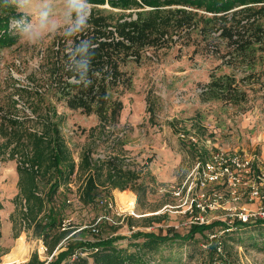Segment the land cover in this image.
Masks as SVG:
<instances>
[{
    "label": "rangeland",
    "instance_id": "rangeland-1",
    "mask_svg": "<svg viewBox=\"0 0 264 264\" xmlns=\"http://www.w3.org/2000/svg\"><path fill=\"white\" fill-rule=\"evenodd\" d=\"M91 5L112 15L113 21L129 18V12L135 18L141 10L111 8L107 2ZM161 8L171 10L160 15L163 24L179 16L174 10L179 8L192 11V22L182 28L164 27V39L137 54H119L116 82L106 68L90 75L106 84L105 120L94 103L90 111L70 104L76 88L70 87L73 73L64 68L67 44L62 35L35 47L10 31L15 41L0 43V264L23 263L33 253L47 262L75 239L109 237L118 247L134 250L129 243L144 240H134L138 231L163 235L172 229L185 234L192 224L219 220L231 225L237 212L256 209L259 202L250 198L248 189L232 199L226 184L191 190L188 186L191 173L217 151L247 155L252 175L264 178V8L252 11L254 24L239 30L246 42L237 38L235 29L231 36L223 31L232 22H245V13L231 19L240 6L225 13L227 21L182 4ZM117 101L121 108L113 117L110 108ZM51 124L57 125L76 164L89 150L94 159H108L114 167L133 171L127 192L99 186L94 201L85 204L79 199L85 172L78 169L47 200L49 176L32 159L36 151L42 152ZM18 165L34 173L37 195L44 199L43 210L34 218L22 195L17 196ZM213 192L223 207L194 209L201 194L206 193V201ZM119 193H128L133 206L123 207ZM200 215L204 222L196 220ZM18 242L26 246V254L11 261ZM143 255V264H264V219L229 228L217 225L188 241L162 242Z\"/></svg>",
    "mask_w": 264,
    "mask_h": 264
},
{
    "label": "trees",
    "instance_id": "trees-1",
    "mask_svg": "<svg viewBox=\"0 0 264 264\" xmlns=\"http://www.w3.org/2000/svg\"><path fill=\"white\" fill-rule=\"evenodd\" d=\"M89 2L94 4L107 2L111 8L124 10L141 9L136 11L135 18L131 17L132 13L129 12L126 14L129 18L119 17L113 21L111 19L112 15H104L102 9L93 8L89 19V28L86 33L82 34L81 38L91 39L97 46L92 60V71L89 75H93L95 70L106 68L109 70L107 74L115 82L120 78L117 58L119 54L122 52L123 54H128V52L137 54L144 47L155 45L160 38L163 40L167 26L169 28L173 27V29L182 28L186 23L188 24L186 26H189L188 22H192L191 18H188L193 14L192 11L179 8L174 9L176 11L175 14L179 16H175V19L168 18V21L163 24L162 20L164 19L160 15L171 10H162V5H187L214 13L213 16H220L225 21L228 20L225 13L234 7L240 6V8L231 12V19H233L234 15L240 13L248 15L243 24L239 23L240 20H237L235 23H231L232 27L223 30L230 36L235 35L233 29L239 34L240 29L254 24L255 18L253 17L251 20L250 13L264 8V0H89ZM147 7L150 9H146ZM8 12L9 15H0V43L4 44L15 41L9 30V19L15 13L11 10ZM217 13L223 14L217 15ZM184 17H187V19ZM237 38L243 40L245 37L239 34ZM233 41L237 42V46H240L237 39ZM243 41L246 42L245 39ZM251 42L249 41L248 43ZM90 79L92 84L87 88L76 82L70 85L71 88H76L75 92L72 90L74 93L69 98L70 104L90 111L93 108L91 104L94 103V109L100 119L105 120L108 109L106 84L96 83L97 79L95 77H90ZM113 106L110 108V115L112 114L114 117L121 108V102H114ZM41 150L42 152L40 153L36 151L32 161L34 165H39L43 169L45 175L49 176L50 186L47 192V200H52L60 185L67 183L78 169L85 172V178L79 192V199L85 204L94 201L95 191L99 186H108L110 189H126L129 186V180L132 179L134 174L129 169L124 171L120 167H114L108 159L92 158L89 150L82 152L81 159L76 164L56 124L49 125L46 141L42 143ZM17 171L19 173L20 188L17 196L22 195L26 203L25 206L28 207L27 211L33 214L31 216L34 218L43 210L44 199L37 195L34 173L24 172L20 165L17 166ZM25 178L27 179L23 186L22 181ZM123 192L127 191L124 190ZM28 218L26 216V219ZM53 220L50 219V222ZM217 225H225L226 228H229L232 225L241 226L244 223L235 219L231 225L219 220L210 223L192 224L185 234L172 232V229H168L167 233L163 235L138 231L134 234V240L140 237H144V240L142 242L129 243V246H135L134 250H130L129 247H118L115 245L114 240L109 237L95 240L75 239L47 262L41 261L38 255L33 253L28 261L19 264H143L144 251H152L160 243L168 240H180L183 242L191 240L195 233L204 232L205 230L213 231ZM42 226L43 228L45 227L44 225ZM46 233L47 231H43L44 236H46ZM212 248L214 249L213 245H211L210 250ZM85 252L87 254L83 256L82 253Z\"/></svg>",
    "mask_w": 264,
    "mask_h": 264
},
{
    "label": "clouds",
    "instance_id": "clouds-1",
    "mask_svg": "<svg viewBox=\"0 0 264 264\" xmlns=\"http://www.w3.org/2000/svg\"><path fill=\"white\" fill-rule=\"evenodd\" d=\"M91 9L89 0H0V12L15 13L9 30L26 45L39 47L49 37L62 35L67 44L65 71L85 88L92 84L89 74L97 47L91 39L81 38L89 28Z\"/></svg>",
    "mask_w": 264,
    "mask_h": 264
},
{
    "label": "built area",
    "instance_id": "built-area-1",
    "mask_svg": "<svg viewBox=\"0 0 264 264\" xmlns=\"http://www.w3.org/2000/svg\"><path fill=\"white\" fill-rule=\"evenodd\" d=\"M252 173V160L247 155L217 151L212 153L191 173L193 180L188 189L191 190L197 185L200 188H205L209 185L222 183L228 186L232 199L238 198L242 188L244 190L248 189L250 198H256L259 204L254 211L237 212L235 219L240 220L242 223L248 222L252 218L264 219V203H262L264 201V178L260 174L254 176ZM205 194H201V197L195 200L194 209L205 212L223 207V202H217V192H213L208 196L206 201ZM107 205L111 207L112 203L107 202ZM196 220L204 222V216H197ZM91 230L96 232L97 229L93 226ZM215 236H217L216 233L210 234L211 238Z\"/></svg>",
    "mask_w": 264,
    "mask_h": 264
},
{
    "label": "bare ground",
    "instance_id": "bare-ground-1",
    "mask_svg": "<svg viewBox=\"0 0 264 264\" xmlns=\"http://www.w3.org/2000/svg\"><path fill=\"white\" fill-rule=\"evenodd\" d=\"M119 202L123 205V207H132L133 206V200L131 196H128L124 193H119ZM26 254V246L22 242H18V244L13 249L12 255H11V261H17L22 259Z\"/></svg>",
    "mask_w": 264,
    "mask_h": 264
}]
</instances>
